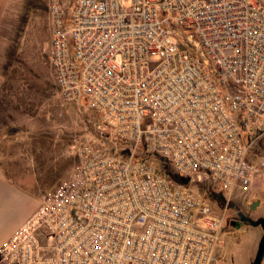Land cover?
Listing matches in <instances>:
<instances>
[{
    "label": "built area",
    "instance_id": "obj_1",
    "mask_svg": "<svg viewBox=\"0 0 264 264\" xmlns=\"http://www.w3.org/2000/svg\"><path fill=\"white\" fill-rule=\"evenodd\" d=\"M48 7L62 102L104 121L89 120L70 177L2 245L3 261L218 264L224 217L210 190L248 196L264 171L252 152L264 138V0Z\"/></svg>",
    "mask_w": 264,
    "mask_h": 264
},
{
    "label": "rangeland",
    "instance_id": "obj_2",
    "mask_svg": "<svg viewBox=\"0 0 264 264\" xmlns=\"http://www.w3.org/2000/svg\"><path fill=\"white\" fill-rule=\"evenodd\" d=\"M61 1L70 13L74 0ZM16 24L12 35L8 39L3 38L2 47L3 53L6 52L3 65L7 66L3 72L9 76L12 99L15 96L17 103V117L12 122L18 129H12V134L0 142V158L4 163L14 162L9 165L10 169L18 174L24 173L20 174L22 178L12 176L15 183L25 186L38 199L34 193L42 197L70 177L77 163L76 140L91 118L95 117L101 123L104 115L88 109L84 102H62L50 57L52 25L48 0H18ZM252 152H255L256 159L264 160V138L252 148ZM213 193L211 196L215 197L216 192ZM34 198L26 205L28 207L22 205V209L20 198H12L18 211H13L15 214L8 222L3 221L0 247L22 212L34 206ZM215 201L224 217L223 243L230 239L225 250H219L218 264H232L231 258L236 264L246 263L251 256L254 259L260 241L256 233L261 230L262 235V227L251 226L241 234V228L231 225L230 220L237 217L238 210L243 208L251 216L257 215L260 209V217L264 216V171L248 196L237 193L229 198L222 194ZM256 201L258 204L252 209L251 205ZM241 255L244 261L239 259ZM0 264H6L1 254Z\"/></svg>",
    "mask_w": 264,
    "mask_h": 264
},
{
    "label": "crops",
    "instance_id": "obj_3",
    "mask_svg": "<svg viewBox=\"0 0 264 264\" xmlns=\"http://www.w3.org/2000/svg\"><path fill=\"white\" fill-rule=\"evenodd\" d=\"M18 20V0H0V142H2L7 135H11L12 129H18L16 128L17 125L12 122V119H15L17 117V103L16 98L14 96V101L12 99V94L10 91L11 83L9 76L3 72V70H6L7 66L3 65V47L2 42L3 38L8 39L9 36L12 35V31L16 28ZM7 43V42H6ZM5 43V44H6ZM6 163L1 161L0 158V231L3 224V221L6 220V222L9 221V219H12L14 216L13 211H18V206L12 203V198H20V201H22V205L25 207H28L26 205H29L31 201L33 200V194L30 193L25 186H20L19 184L15 183L16 181L13 179V175H19L20 178H22V172L20 174L13 172V169H10L9 165H12V162ZM9 166V167H8ZM37 178V176H35ZM38 195V194H37ZM36 200V203L32 208H28V211L22 212V215H20L18 222L14 225V227L11 229V232L6 237L4 243L13 235V233L34 213V211L37 209L40 200L42 197L36 196L34 193ZM253 204V203H252ZM253 217H260V209L257 212V215L252 214ZM251 226L242 227L241 228V234L248 230ZM263 231V230H262ZM263 233V232H262ZM261 230L257 231L256 237L261 238ZM230 239H227L224 243L222 242L221 245L218 247L217 250V256L219 258V250L222 251L225 250L226 246L229 245ZM229 241V242H228ZM254 242V241H252ZM1 248V247H0ZM223 248V249H222ZM241 261H244L243 255L239 258ZM253 258L252 256L249 258V260L246 263H240V264H251ZM219 263V262H218ZM231 263L236 264L235 260L231 258ZM261 264H264V256Z\"/></svg>",
    "mask_w": 264,
    "mask_h": 264
},
{
    "label": "water",
    "instance_id": "obj_4",
    "mask_svg": "<svg viewBox=\"0 0 264 264\" xmlns=\"http://www.w3.org/2000/svg\"><path fill=\"white\" fill-rule=\"evenodd\" d=\"M258 202H254L251 205V208H255L257 206ZM241 221L245 222L247 224V226H261L263 233L262 236L260 238L259 244H258V248L255 254L254 259L252 260L251 264H261L262 260H263V256H264V216L258 217V218H253L250 215H245L243 213H241Z\"/></svg>",
    "mask_w": 264,
    "mask_h": 264
},
{
    "label": "flooded vegetation",
    "instance_id": "obj_5",
    "mask_svg": "<svg viewBox=\"0 0 264 264\" xmlns=\"http://www.w3.org/2000/svg\"><path fill=\"white\" fill-rule=\"evenodd\" d=\"M241 213L245 214V215H250L251 216V213H249L248 211H246L244 208L243 210L242 209H239L238 212H237V217L235 218H232L230 220V224L231 225H234L236 228H242L243 225H245V222H242L241 221Z\"/></svg>",
    "mask_w": 264,
    "mask_h": 264
},
{
    "label": "trees",
    "instance_id": "obj_6",
    "mask_svg": "<svg viewBox=\"0 0 264 264\" xmlns=\"http://www.w3.org/2000/svg\"><path fill=\"white\" fill-rule=\"evenodd\" d=\"M159 159H160V161L165 162V160H164L162 157H159ZM172 175H173V177H174L176 180L181 181V182H183V183H186V182L188 181L187 178L183 177L182 175H180V174H178V173H176V172H174V171H172ZM213 194H214L213 191L210 190V195H213ZM216 197H220V194L216 193V196L214 197V199H215Z\"/></svg>",
    "mask_w": 264,
    "mask_h": 264
}]
</instances>
